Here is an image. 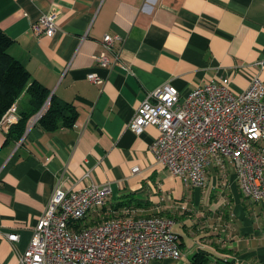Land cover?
<instances>
[{
    "label": "crops",
    "instance_id": "crops-1",
    "mask_svg": "<svg viewBox=\"0 0 264 264\" xmlns=\"http://www.w3.org/2000/svg\"><path fill=\"white\" fill-rule=\"evenodd\" d=\"M50 13L54 36H38L34 27ZM0 28L53 103L34 121L46 102L33 116L22 97L18 121L0 127V264H19L59 181L110 186L92 218L115 209L175 220L182 257L152 264H193L199 254L208 264H264V201L246 197L231 169L211 166L206 185L192 187L157 163L156 126L129 128L164 84L185 98L223 77L235 93L253 76L264 81V0H0ZM106 34L122 41L102 66L95 57L106 52Z\"/></svg>",
    "mask_w": 264,
    "mask_h": 264
},
{
    "label": "built area",
    "instance_id": "built-area-1",
    "mask_svg": "<svg viewBox=\"0 0 264 264\" xmlns=\"http://www.w3.org/2000/svg\"><path fill=\"white\" fill-rule=\"evenodd\" d=\"M56 19L54 13L43 16L34 27L37 35L54 36ZM120 41V35L106 34V52L95 60L109 65L107 51ZM89 78L97 84L104 82L96 75ZM49 106L50 100L34 121ZM18 119L14 103L0 120V127L7 128ZM150 125L160 130L151 151L157 163L174 176L203 188L211 166L231 169L246 197L264 201V81L258 75L239 93L233 91L228 77L200 86L185 98L164 84L143 102L129 128L141 134ZM139 171L138 166L133 168L134 174ZM109 193V185L92 182L75 190L59 181L19 264H152L182 257L176 222L171 218L119 216L78 227L107 206ZM8 238L16 242L19 236L9 234Z\"/></svg>",
    "mask_w": 264,
    "mask_h": 264
},
{
    "label": "trees",
    "instance_id": "trees-1",
    "mask_svg": "<svg viewBox=\"0 0 264 264\" xmlns=\"http://www.w3.org/2000/svg\"><path fill=\"white\" fill-rule=\"evenodd\" d=\"M12 43L13 39L4 29L0 28V120L8 109L22 97H27V101H29L33 107V116L35 113H38L47 100L45 89L37 82L33 81L24 65L9 53V48ZM50 103L47 114H49L53 105L52 101H50ZM32 115H29V117H33ZM21 116L25 119L23 113ZM44 119L45 117L42 118V123ZM12 135L13 133L8 134V136ZM108 210L109 211H103V216L98 215V219L92 218L90 220H82L78 224V227H90L97 223L119 217L115 209ZM87 221L89 222L87 223ZM85 222L87 224H84ZM193 264H208V260L205 255L199 254L194 257Z\"/></svg>",
    "mask_w": 264,
    "mask_h": 264
},
{
    "label": "rangeland",
    "instance_id": "rangeland-1",
    "mask_svg": "<svg viewBox=\"0 0 264 264\" xmlns=\"http://www.w3.org/2000/svg\"><path fill=\"white\" fill-rule=\"evenodd\" d=\"M84 222V221H83ZM89 221H87V223H88ZM86 222L84 223V224H87Z\"/></svg>",
    "mask_w": 264,
    "mask_h": 264
}]
</instances>
